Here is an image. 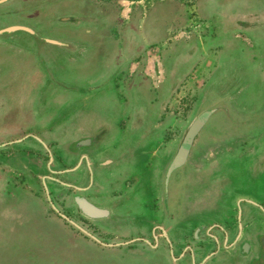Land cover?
Wrapping results in <instances>:
<instances>
[{"label": "rangeland", "instance_id": "1", "mask_svg": "<svg viewBox=\"0 0 264 264\" xmlns=\"http://www.w3.org/2000/svg\"><path fill=\"white\" fill-rule=\"evenodd\" d=\"M75 1L18 0L22 17L17 22L3 25L20 27L22 29L17 31L21 33L28 34L26 30H29L36 34H46L59 42L60 39L68 41L72 48L88 47L84 53L86 56H79L82 65L67 60V65L64 64L68 69L67 80L71 83L78 80V74L83 82L99 74L100 81L107 78L123 80L124 77L119 73L115 77L111 74L118 69L117 64H127L122 70L126 72L128 80L132 78L133 84V75L137 74L142 82L133 84L136 97L140 98V92L143 95L149 92L145 103L151 104L153 109L161 97L163 110L173 111V115L180 120L181 132L199 112L207 107H211L210 110L218 108L215 104L219 102L228 109L230 107L237 116L236 111L239 109L236 107L243 109L251 117L246 130L255 132L251 142L258 147L260 165L264 163V0H138L126 2L124 7H119L125 23L99 24L85 21L87 15H92V8H81L78 12L73 5ZM87 2H99L102 6L105 1ZM110 10L101 7L104 19H107V13L116 15L119 9L115 6V11ZM140 14L143 16L140 23L131 22L134 15ZM25 19L27 21L23 22ZM93 26L100 30L99 34L87 33ZM93 47V51L100 52L94 61L95 56L91 54ZM4 51L0 52V58L8 64L12 55ZM73 55L75 57V53ZM11 61L19 66L21 72L30 66L23 65L17 57ZM173 61L177 65L176 77L173 71H165L161 67V64L168 65ZM84 63H87L85 67ZM78 67L80 70H76ZM213 74L216 77L219 75L223 83L220 87L212 83L207 90ZM171 76L175 79L174 83L166 90L160 89L163 92L159 97L156 96L159 84L164 85ZM13 82L9 87L12 106L5 109H11L14 118H5L3 113L0 114V136L3 139V142L0 141V146H3L0 148L1 154L12 148L5 145H12L26 137L21 130L9 134L7 128L11 127V123L17 124L20 119L18 113L31 118L33 111L20 102L34 99L30 91L37 90V87L32 88V84L20 83L17 79ZM85 90L88 88H81L80 95L85 94ZM61 102L64 104L65 100L56 102L54 110L58 109ZM140 102L141 105L135 109L125 104L118 111L134 110L144 116L147 109L142 105L145 103ZM71 105L68 104L67 108ZM71 107L68 111L72 110ZM93 108L89 107L91 113L77 117L80 123H73V118L72 121L70 118L66 127L80 129L82 123L92 122V116L99 113L97 108ZM234 131L231 127L221 130L227 134ZM25 143L30 144L32 140H26ZM254 172L248 178L259 179V192H262L264 174L261 167ZM1 176L4 182L0 178V264H135L129 257L118 258L121 248H105L93 242L71 239L59 223H54V219H46L37 200L25 199L23 195L16 201L7 199L4 192L10 190L13 194V189L18 190L20 187H13L8 174L0 172ZM215 177L217 179L212 184H219L228 176L224 170ZM150 255L153 256L152 253Z\"/></svg>", "mask_w": 264, "mask_h": 264}, {"label": "flooded vegetation", "instance_id": "2", "mask_svg": "<svg viewBox=\"0 0 264 264\" xmlns=\"http://www.w3.org/2000/svg\"><path fill=\"white\" fill-rule=\"evenodd\" d=\"M20 17L22 16H20L18 0L4 2L0 0V52L5 50L4 52L12 55V60L17 57L22 60L23 65H30L28 70L21 72L19 66H16V63L13 64L11 59L10 63L5 64L0 58V114L3 113L5 118H11L14 115L11 109H5L12 106L9 96L10 84L17 79V82L32 84V88H35L41 87L44 82V88L40 91H45L46 82H52L48 78L51 68L46 67L44 71H39L43 70L44 56L50 55V50L61 49L63 52H70L68 48H72L68 41L60 39L59 42L51 36L35 32L21 33L13 30L14 26L3 25V23L17 22ZM25 21L27 19L23 22ZM73 48L75 49V47ZM82 49L79 47L74 50L75 57L72 54L68 60L77 61L78 53L84 56L88 47L84 48V52ZM93 49L94 47L92 50L90 49L91 54L95 52ZM126 65L125 63L117 64L118 69L111 75L115 77L116 73H119L128 81L126 72L122 70ZM176 66L174 61L169 62L168 65L161 64L163 70L173 71L175 77L178 75V73L175 74ZM37 72L41 73L43 78L37 79ZM133 76L135 82H140L137 74ZM211 78L207 90L210 89L212 83H215L214 85L217 87L222 85L223 81L219 75L216 77V74H213ZM130 79L132 83L133 80ZM174 81L175 79L171 76L166 85L159 84L156 96L159 97L163 90L168 89ZM49 86L53 88H49L47 92L54 91L55 85L52 83ZM117 86L119 85L117 84ZM118 88L123 89L121 85ZM63 89L67 90L62 92L63 95L71 99V88L64 87ZM131 96L118 94L116 97L118 108L125 104L132 105L134 109L139 107L140 100L145 103L149 98V92L148 95L141 93L139 99L136 97V93H132ZM160 99L156 102L154 109L149 103H147V107L142 104L147 109L144 116L137 115L132 110L133 112L129 113L132 112V114L128 115L131 118L127 122L121 120L123 125L129 128V131L140 134L142 142L145 141V143L139 147L127 148L122 153L113 152L114 159H109V164L107 163L108 159L104 161L99 159L101 152L98 150L99 145L97 146L94 141L98 139L96 135L84 136L77 141L66 143L60 150L56 148L57 142L42 144L34 139L35 135L30 133L24 135L33 138L37 144L32 148L9 150L0 154V158L3 157L2 163L5 165L4 170L9 176V181L15 185H13L14 187L18 186L26 192L40 194L48 206L49 215L55 216L75 234L82 235L100 245L113 244L120 248L137 246L133 249L136 256L131 255V260L147 255L148 250H154L158 252V255L168 257H171L172 251H177L178 256L183 255L181 264H193L194 257L196 264H206V261L209 262L215 257L220 260L224 258L239 262L243 260L250 264V258L257 257V260L261 262V259L264 260V234L257 239L253 234L244 237L243 224L245 219L250 221L255 218L256 214L264 217V205L261 206L262 209L254 208L247 203L252 201L250 198H240L232 203V208L229 209L232 213L226 215V211H222L219 222H210L212 217L216 216V212L221 211L218 206L213 208V203L209 200L211 197L225 193L232 194L236 191L235 183H244L249 186V190L259 189L258 184L253 187V182H260L259 179L249 180L248 178L256 168L260 169L261 167L262 174H264V163L262 165L259 163L261 160L258 147L254 142H251L255 132L253 134L246 130L251 117L247 116L239 107H236L239 109L236 111L239 116L234 115L230 107L229 110L219 102L215 105L223 107V110L212 114L211 107H207L206 110L199 112L187 128L181 132L180 120L173 115V111L163 110L162 98L160 97ZM29 101L32 102L33 99H26L20 103L34 109L32 106L34 103ZM114 109L116 110V108ZM134 117L137 122L135 126H132ZM197 118L204 121L202 130L190 144H183L185 132ZM150 124H154L153 129L149 128ZM227 127L234 128L235 133H222L221 130L227 129ZM215 130L219 132L213 133ZM155 133L156 136H154ZM249 137L251 138L248 139ZM13 145L16 143L4 147ZM181 148L186 150L184 151L185 159H183L185 161L182 165L176 166L175 160L177 156L181 155ZM123 157L125 162L136 161L138 169L130 168L131 175L125 176L122 181L117 182L121 185V192L125 190L127 196L141 193L148 196L151 202L153 201L152 197L155 196V205L152 206L153 213L155 218L165 221H155L145 230L144 224L136 226V224L125 222L129 218L122 216V211L127 204L124 198L119 199L117 191L111 199H103V195L107 196L96 180L97 171L108 168L114 162L119 166ZM73 158L77 162L71 166L67 165L66 162ZM179 162L182 161H178V164ZM224 170L229 172L227 179L215 186L211 185L215 176ZM236 174L241 175L236 176ZM203 190L207 191V210H201L198 217L207 220V223L196 224L195 229L187 233L182 229L183 226H177L173 221L182 211L190 213L192 210L196 211L202 207L200 201H195L194 198ZM115 221L125 222L124 226L120 228L121 231L128 230L132 226L140 234L134 239L107 243L106 240L111 236L105 234L102 225L106 222L113 224ZM253 226L252 223L248 225L250 233L254 232ZM179 227H181L180 230ZM182 233L186 234L187 240L182 239ZM133 240L136 241L131 243ZM183 241L185 243L180 246L179 244ZM157 242L160 243V246ZM130 250L132 251V249Z\"/></svg>", "mask_w": 264, "mask_h": 264}, {"label": "crops", "instance_id": "3", "mask_svg": "<svg viewBox=\"0 0 264 264\" xmlns=\"http://www.w3.org/2000/svg\"><path fill=\"white\" fill-rule=\"evenodd\" d=\"M126 2L132 3V1L123 0V1H119L118 5L120 7H124V3ZM115 6L117 5L114 2H111V3L103 2L102 6H101V3L99 2L97 3L86 2L83 4L84 8L82 9H87L91 7L92 15H87L88 17H85L86 19L85 18L83 19H85V21H88L94 24H96L97 22L98 23H101V22L121 23L122 21L126 22L124 19L121 18L122 13L120 14L119 11L116 12V15L115 14L110 15L109 13H107V19H104L103 16H105V14H101L100 12L101 7L102 8L107 7L108 9H111L110 11H113V10L115 11ZM79 10L80 8H78V12ZM87 33L88 34H99V32L95 30V28H93L90 31H87ZM68 49L70 50V52H67V51L63 52V50L61 49L50 50L49 52L50 55H46V57L44 56L42 60L43 70H39V71H44L46 67L51 68V74L48 78L49 80L51 79L50 81L55 85V89L52 92L51 91L47 92L49 88H53V87L49 86V85H52V83L46 82V85H47L45 86L46 90L40 91V89L44 88V84H43L44 82H43L41 84V87H37V90L35 89L33 92L30 91L31 98L34 97L32 102L29 101L30 103H34L32 104V106H34V109L33 108H31L32 110L30 109L31 111H33L31 118L28 119L27 116H24V114L19 115L18 113V117L20 116V119L18 118L17 124H15L16 122L11 123L13 120L10 122L11 127L8 126L7 129L9 131L7 133L10 132L9 134H13V133L18 132V130H21L22 135H26L28 133L33 134L35 135L34 139H36L38 142L42 144L44 143L51 144V143L57 142L58 144H55L57 150L62 149L66 143L77 141L84 136L91 137L92 135H96L98 139L94 141L97 143V146L99 145L98 150L101 152V157H99V159H102V161H104L105 159H108L107 163L109 164L110 163L109 159H114L112 156L113 152L116 154L122 153L127 148L136 147V146L139 147L145 143V141L142 142V138L139 136L140 134L129 131V128L126 127V125H123L122 121L126 120L127 122V120L131 118L128 115H131L133 111L131 112V114H129L130 111L120 112V110L118 111L120 107L118 108L117 106L118 99L116 97L118 96V94L132 97L131 94L136 93L135 90L133 89V84L135 82L132 84L131 79L128 81H126L125 79L123 80L119 79L118 81H113L108 78L100 81L101 74H99L94 79L88 82H83L80 80V76L78 74L77 75L78 80L75 81V83H71L70 81L67 80L66 76L68 75V69L65 67V65H67L66 60L69 61L68 57L71 56L74 53V50H76L77 48L75 49L68 48ZM82 50L84 52V49ZM99 54H100L99 51L94 52L93 55L95 56V58L93 59V61L96 60V58H98ZM54 55L56 56L52 58ZM80 55L81 53H78V57L76 58L77 61H73V63H75L76 65L83 64L82 61H79ZM86 65L87 63H84L83 67H85ZM76 70H80V68L78 67L76 68ZM36 77L37 79L43 78L42 74L39 72H37ZM137 83H142V82L140 81ZM117 84L119 86H117ZM120 85L123 87V89L118 88L120 87ZM64 87L71 88V91H72L71 99L63 95L62 92L67 91L63 89ZM85 87H87L88 90H85L86 91L85 94L80 95V89L85 88ZM52 95H54L53 100H52ZM84 96L87 98H84ZM63 99L65 100L64 104L61 102L58 109L54 110L53 105L58 101H62ZM97 101H99L98 104H96ZM68 104H73L71 105L72 107L71 106L68 107V108L70 107L72 108V110L70 111H68V108H67ZM145 106L146 107L148 106L147 103H145ZM89 107H94L93 110L97 108V110L99 111V113L96 114L95 117L92 116L91 118L92 122H89L88 124L86 122L85 124L82 123V128L80 129L66 127V123L68 122L70 118H71V121L73 118V121H72L73 123L74 122L80 123V121L77 120V117L81 114L87 115L86 113H91L92 110H90ZM114 108H116V110ZM23 110L24 109H22V111ZM135 114L138 115L137 112H135ZM12 118H14V116H12ZM15 119L17 118L15 117ZM136 122L137 120L134 117L132 126H135ZM153 126L154 124H150L149 128L151 129ZM1 131H2V128H0V133ZM156 135L157 134L155 133L154 136ZM26 140H32V143L26 144L25 143ZM0 141L3 142V139L1 138V136H0ZM36 144L37 142L33 140V138L31 139V138L26 137V139H24L23 141L17 142L15 146L13 145L10 150L32 148ZM0 160H1L0 161V172L6 173V171L4 170L5 165L4 163H2L3 158L2 159L0 158ZM76 162L77 160L73 158V159H69L68 162L66 163L67 165L71 166V165H74ZM133 167L135 169H138L137 162L136 161L132 162L130 160L125 162V158L123 157L119 166L117 163L114 162V163H111V165L108 168H105L103 170H98L96 174V180L97 182H99L100 187L103 188L104 194L107 196L105 197L103 195L102 196L103 199H111L113 194H115L116 191L119 194V199L121 198L125 199L124 201L126 202L127 206L125 207L124 211H122V216H125V217L127 216L129 218V220L125 219L126 220L125 222L126 223L129 222L130 224L132 223L136 224V226H142L141 224H144L145 230H146V227H148V225L154 223L155 221L164 220V219L155 218V214L153 213L154 208L152 206L155 205V196L152 197L153 201L151 202V199H149L148 196L144 194L140 193V194H135L133 196L130 194L127 196L125 190L121 192V189H122L121 185L120 183H117V182L119 180L122 181L125 176L127 177L130 176L132 173V170L130 168L133 169ZM226 174L227 176H229V172H226ZM0 178L2 179V183H3L4 180L2 176ZM216 179L217 177L214 180L216 181ZM214 180L213 182H211V185L215 186L217 185V183L212 184L215 182ZM253 184H252L253 187H255L256 184L259 185V182L255 181L253 182ZM234 186L236 188V191H234L232 194L230 193H227V194L225 193L221 195L219 194L209 199L213 203V208L218 206L221 209L219 213L216 212V216L212 217L210 222H213V223L219 222L221 220L220 212L222 211H226L225 212L226 215H229V213H232V211H229V209L232 208V203L236 202V200L238 201L240 198H247V199L250 198V200L252 201L247 202V203L252 205L254 208H261V206L264 205V191L259 192V189L249 190L248 189L249 186L244 183L243 184L235 183ZM19 189L18 190L13 189L14 191L13 194H11V191L4 192L6 195V198L9 200L16 201L17 198H21V196L23 195L22 197L25 199L29 198L30 200H37L38 203L40 204V208L43 209V213L46 219H54V223H59V225L65 231L68 237H70L71 239H75V240L85 241L84 243L93 242L82 235L75 234L66 225H64L60 220H58L55 216L51 215V217H49L50 215L48 214L49 212L48 206L44 198L40 194L26 192L21 187ZM245 192H247L248 194H246ZM194 200L200 201V205L202 207L196 211L192 210L190 213L189 212L185 213L182 211L179 214H177V216L175 217L176 219L173 221V223L177 224V226H183L182 229L186 230L187 233L190 231H193L196 227V224L199 225L205 222L207 223V220H202L198 217L199 214L201 213V210H204V209L207 210V191L203 190L200 193H198V195L195 196ZM211 207H212V204H211ZM245 207L246 206L244 205V208ZM125 222L121 223L119 221H115L113 224L106 222V224L102 225L103 230L105 231V234H107V236H109L108 234H110L111 236L110 239L106 240L107 243H114L119 240L134 239L135 237H137V235L140 234L139 231H137L132 226H130L128 230L121 231L120 228L124 226L123 224H125ZM250 223L254 225L253 233H250L251 230L248 228V225ZM180 228L181 227H179V230ZM243 234H244L243 235L244 237L250 236L251 234H253L255 239H257L260 235H263L264 234V217L256 214L255 218L250 219V221L245 219L244 224H243ZM185 235H186L185 233H182L183 240H187ZM133 241H136V240H133ZM157 243L160 246V243L159 242ZM184 243L185 242L183 241L179 245L181 246ZM97 245L101 247H105V248H117V247L120 248L118 245H113V244H104V245L97 244ZM135 247L137 246H134L133 248H121L120 250L121 253H119L118 258L120 259H124L125 257L131 258V255H134L133 249ZM130 249H132V251ZM147 253L148 254L145 256H141L137 259H132L131 262L132 263L135 262V264H181V262H183L181 260L183 258V255L181 254L180 256H178L179 253L177 251H172L171 257L163 256V255L160 256L158 255V252L154 250H148ZM150 253H152L153 256H151ZM153 258H156V259H153ZM250 259H251L250 260L251 264H264V260L261 259V262H259V260H257V257L250 258ZM206 262H207L206 264H250L243 260H241L240 262L236 260H228L227 258L220 260L216 257L210 260L209 262L208 261ZM193 264H196L195 257L193 258Z\"/></svg>", "mask_w": 264, "mask_h": 264}, {"label": "water", "instance_id": "4", "mask_svg": "<svg viewBox=\"0 0 264 264\" xmlns=\"http://www.w3.org/2000/svg\"><path fill=\"white\" fill-rule=\"evenodd\" d=\"M4 1H6V0H3V2ZM13 29H15V30H20V29H22V28H20V27H16V28H13ZM27 32H30V33H32L33 31H29V30H26ZM221 110V108L220 107H218V108H213V109H211V112H212V114H214V113H216L217 111H220ZM203 125H204V121L203 120H201L200 118L198 119V120H196L191 126H190V128L187 130V132H186V134H185V137H184V140H183V144H190L191 143V141L198 135V133L202 130V128H203ZM24 139H26V137L24 138ZM24 139H22V140H19V141H17V142H21V141H23ZM1 147H3V146H0V148ZM184 151H186L185 149H182L181 148V155H179V156H177V158H176V160H175V164H176V166H180V165H182L183 163H184V161L185 160H183V159H185V155H184ZM178 161H182V162H179V164H178ZM133 242H135V241H133ZM132 243V242H131Z\"/></svg>", "mask_w": 264, "mask_h": 264}, {"label": "trees", "instance_id": "5", "mask_svg": "<svg viewBox=\"0 0 264 264\" xmlns=\"http://www.w3.org/2000/svg\"><path fill=\"white\" fill-rule=\"evenodd\" d=\"M103 1H105L104 3H106V2H108V3H111V2H114L116 5H117V7H118V11L119 12H121V7L118 5L119 4V1H123V0H103ZM126 1H138V0H126ZM81 2V3H80ZM82 2H84V3H86L87 2V0H76L74 3H73V5H74V8H76V9H78V8H84L83 7V4L84 3H82ZM120 7V8H119ZM86 10V9H85ZM141 15V16H140ZM140 15H134L133 17H132V19H131V22H133V23H135V24H138V23H140V20H142V14H140ZM145 17H147V15L145 14ZM145 20H146V18H145ZM102 23V22H101ZM125 23V22H124ZM96 24H99L98 22L96 23ZM97 26V25H96ZM100 26V25H99ZM94 27V26H93ZM95 28V30H97L98 32L100 31L99 29H97L96 27H94ZM88 31H90V30H88Z\"/></svg>", "mask_w": 264, "mask_h": 264}]
</instances>
